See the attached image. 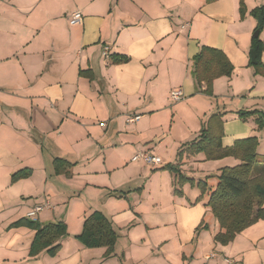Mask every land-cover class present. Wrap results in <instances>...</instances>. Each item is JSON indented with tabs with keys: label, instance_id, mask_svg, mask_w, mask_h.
<instances>
[{
	"label": "crops",
	"instance_id": "1",
	"mask_svg": "<svg viewBox=\"0 0 264 264\" xmlns=\"http://www.w3.org/2000/svg\"><path fill=\"white\" fill-rule=\"evenodd\" d=\"M259 8L264 0H0V264H82L86 252H105L76 239L93 212L112 223L117 238L141 228L145 247V254L122 251L124 259L103 253L99 264H264V220L221 245V258L212 249L203 254L215 243L209 224L218 231L205 207L216 183L206 180L205 195L196 183L239 162L186 150L209 127L221 133L222 147L256 137L264 155L257 116L237 114H264V75L249 65L258 25L250 13ZM75 11L82 20L71 26ZM258 37L264 41V21ZM201 46L222 51L233 67L213 81L212 96L198 92L191 76ZM113 54L130 60L111 64ZM178 88L184 98L172 102ZM138 152L161 164L132 161ZM20 171L27 176L12 182ZM72 202L85 207L71 232L55 207ZM44 203L48 210L28 217ZM19 220L62 223L67 235L53 256L34 254L36 231L12 226ZM202 224L207 229L196 232Z\"/></svg>",
	"mask_w": 264,
	"mask_h": 264
},
{
	"label": "trees",
	"instance_id": "2",
	"mask_svg": "<svg viewBox=\"0 0 264 264\" xmlns=\"http://www.w3.org/2000/svg\"><path fill=\"white\" fill-rule=\"evenodd\" d=\"M239 10L240 16L243 17L245 9L242 1H240ZM250 14L264 21L263 8L255 9ZM261 28L262 24L257 25L254 31H260ZM263 49L264 41L252 36L251 50L255 54V63L249 62V65L255 73L262 75H264V67L261 63ZM129 60V57L125 55L109 56L111 64H124ZM232 71L231 63L220 50L201 46L192 57V79L198 92L206 96H212V83L216 78L229 77ZM85 73L87 72H80V74ZM237 114L240 119L256 115L257 127L264 129V114L256 111H239ZM220 134L209 127H204L199 131L198 136L186 145V150L190 154L203 153L205 159L209 161L232 157L239 162L234 167H223L219 170L215 177L216 184L213 189H209L205 203V207L218 224V231L213 241L224 246L232 242L235 236L246 228L259 220H264V155L257 154L258 140L256 137L235 141L230 147H222ZM181 154V151L178 152V157ZM170 170H173V167H170ZM174 172L181 181L193 185L191 179ZM26 176V171H20L15 173L11 180L14 182ZM209 178L206 177L205 180L196 183L202 194L208 191L206 180ZM12 226H27L36 231L31 244V253L34 254L45 250L47 254L53 256L60 248L56 242L67 235L66 227L62 223L39 227L35 223L19 220ZM204 229H207L206 224L200 225L196 232ZM78 238L87 248H105V255L108 257L112 253L117 234L112 223L104 215L100 212H93L83 221L82 231Z\"/></svg>",
	"mask_w": 264,
	"mask_h": 264
},
{
	"label": "rangeland",
	"instance_id": "3",
	"mask_svg": "<svg viewBox=\"0 0 264 264\" xmlns=\"http://www.w3.org/2000/svg\"><path fill=\"white\" fill-rule=\"evenodd\" d=\"M262 152H264V151H262ZM208 177H210L209 179H212L209 184H215L216 183V178H215L216 176H208ZM205 179L206 178H203V180H205ZM64 189L65 190L63 191V194L66 196V200H67L68 196L71 195L70 194L71 190L68 187H66ZM203 195H205V193ZM68 204H63L62 206H59L58 208L55 207V209H57V212L55 210V213L57 216H60L61 218H63V220H65V224L69 227L70 231L72 232L74 230V227L76 228L77 217L82 214L83 209H84L83 207H85V206L80 202H77V203L72 202L71 203L72 205L71 204L68 205ZM69 206H71V207H69ZM67 207L69 208L68 213H66ZM58 220H61V219H58ZM213 232H214V228H213V226H211L209 224V230H208L206 235L209 237L211 236V240L214 237ZM142 234H143V231L141 228H136L135 230H131L130 234H128L127 230H120V232H118V235H120V237L116 238L112 253L113 252L118 253L120 255V259H124L125 257L122 256V251H125L129 248V250L127 252L131 253L130 250H136L138 248L139 250H142V254H145L144 249H143L145 247L144 246L141 247L143 242H144V241H141V239L143 238ZM76 239L81 243V241L78 238H76ZM129 242L131 243V245L129 244ZM228 244H230V243H228ZM211 245H212L211 248H208L210 245L205 246L206 249L204 250L203 254L209 252L212 249L214 251H210V252L214 253L215 257L218 256V258H221L222 254L219 252L221 245L215 244L213 242ZM92 249H94V248H92ZM71 250H72V247H69L68 251H71ZM95 250H91V251H95ZM98 250H99V248H98ZM103 253L105 254L106 251L103 252V250L102 251L99 250L97 252H86L85 256L82 257L83 258L82 264H99V263H101L102 258H104V257H102ZM138 255L140 256V252L137 253L135 258ZM104 256H106V255H104ZM68 257H69V255L66 254L65 258H68ZM118 257H117V259L113 258L112 260H114V261L118 260ZM130 258H132L131 254H130ZM202 258H203V256H202ZM127 260L129 262H131L128 257H127ZM76 264H80L78 259L76 260Z\"/></svg>",
	"mask_w": 264,
	"mask_h": 264
},
{
	"label": "built area",
	"instance_id": "4",
	"mask_svg": "<svg viewBox=\"0 0 264 264\" xmlns=\"http://www.w3.org/2000/svg\"><path fill=\"white\" fill-rule=\"evenodd\" d=\"M82 20V16L78 11L73 12L70 15V21L69 24L71 26L76 25L78 23H81ZM184 98L183 93L181 91V89H174L171 91L170 93V99L173 102H179L180 100H182ZM138 117H132L129 118L127 120L128 123H132L133 121H135ZM132 161H142L147 165H153V166H157L161 164V160L150 154L149 152H138L136 153L133 157H132ZM50 208V205L48 203H44L41 206H36L33 208V210L28 214V217H31L33 220L35 218V216L40 213L43 210H48Z\"/></svg>",
	"mask_w": 264,
	"mask_h": 264
},
{
	"label": "water",
	"instance_id": "5",
	"mask_svg": "<svg viewBox=\"0 0 264 264\" xmlns=\"http://www.w3.org/2000/svg\"><path fill=\"white\" fill-rule=\"evenodd\" d=\"M257 23L258 25L262 24V20L260 17L257 18ZM258 35H259V30L254 31L253 36L258 37ZM249 56H250V62L255 63V54L252 50L249 51Z\"/></svg>",
	"mask_w": 264,
	"mask_h": 264
}]
</instances>
